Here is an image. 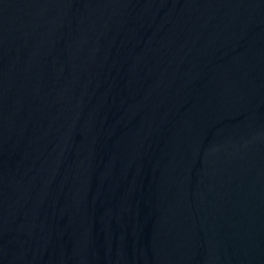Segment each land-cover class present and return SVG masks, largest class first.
Wrapping results in <instances>:
<instances>
[{
	"label": "water",
	"instance_id": "water-1",
	"mask_svg": "<svg viewBox=\"0 0 264 264\" xmlns=\"http://www.w3.org/2000/svg\"><path fill=\"white\" fill-rule=\"evenodd\" d=\"M0 264H264V0H0Z\"/></svg>",
	"mask_w": 264,
	"mask_h": 264
}]
</instances>
